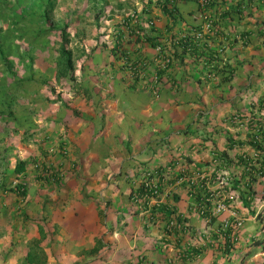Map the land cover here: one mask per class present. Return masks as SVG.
Masks as SVG:
<instances>
[{"label":"crops","instance_id":"crops-1","mask_svg":"<svg viewBox=\"0 0 264 264\" xmlns=\"http://www.w3.org/2000/svg\"><path fill=\"white\" fill-rule=\"evenodd\" d=\"M51 1L73 34L72 68L16 115L31 142L18 148L25 170L0 166V264H264V177L249 205L230 187L238 154L258 163L248 140L264 128V0ZM147 176L158 198L140 193ZM203 189L229 209L201 213ZM161 205L183 228L165 229ZM225 217L243 219L231 244Z\"/></svg>","mask_w":264,"mask_h":264},{"label":"rangeland","instance_id":"rangeland-1","mask_svg":"<svg viewBox=\"0 0 264 264\" xmlns=\"http://www.w3.org/2000/svg\"><path fill=\"white\" fill-rule=\"evenodd\" d=\"M20 2L0 0V166L4 169L2 173L8 176L16 175L13 169L18 159L19 145L31 142L28 134L17 133L16 125L19 124L15 120L18 119L16 115L21 117L26 114L24 110L28 104L25 95L35 88L39 92L42 90L40 93L53 90L50 82L60 77L59 66L62 64L65 71L70 73L74 55L70 53L71 61L67 63L62 45H65L64 49H70L73 34L67 33L65 42L61 31L63 6L49 8V1L46 4H43L45 1L41 4L36 0L31 3L26 1L22 5ZM8 67L12 70H8ZM37 67L42 70H36ZM25 79L32 81V84L23 81ZM34 80H37L36 84ZM245 227L249 232L261 235L260 221H246ZM261 248V242L249 246L250 250Z\"/></svg>","mask_w":264,"mask_h":264},{"label":"trees","instance_id":"trees-1","mask_svg":"<svg viewBox=\"0 0 264 264\" xmlns=\"http://www.w3.org/2000/svg\"><path fill=\"white\" fill-rule=\"evenodd\" d=\"M48 1L47 2L49 3V6H50L49 8L53 7L52 3H51L52 1L51 0H48ZM64 29H65V26L63 25V27L61 28V31L63 33V38H64L65 42H67V35H66L67 33L64 32ZM64 48H65V45L63 44L62 45L63 53L67 55L66 62L69 63L71 61V57H70L71 54L69 53V51L67 49H64ZM66 67H67V64H66ZM70 67L71 66H69V68ZM8 70H12V69L9 68ZM59 70L60 71H59L58 75L59 76L63 75V65L62 64L59 66ZM64 70H65V68H64ZM248 143L254 150L257 151V156L255 159L257 160L258 163L254 164L251 160L252 156H250L248 154H238L236 156L237 157L236 164L241 163L243 165V170L239 176L233 177L230 180L231 181L230 187L238 189L239 196L241 197V200L243 201V203L245 205H249L250 203H252L251 201H252L253 195L255 193V190L253 187L254 180L255 179L258 180V177H264V128H262L260 126L257 127L256 131L251 134L250 139L248 140ZM219 156H221V158H223L224 160L229 161L228 155L225 152H221L219 154ZM23 170H25V160L21 161L20 159H17L13 171L15 173H19V172H22ZM5 171H7V167H5ZM148 175L152 176V173L149 172ZM159 175H160V171H159ZM150 176H147L146 179H144L140 183L139 191L146 198H148V197L149 198L150 197L158 198L159 193L162 190V186H160L158 184V182H152L150 179ZM158 179H159V176H158ZM159 181H161V180H159ZM242 181H244V184H242ZM201 183L203 184L204 181H201ZM22 186L25 189L26 188V182ZM24 189L22 190V192L24 191ZM204 192L205 191L203 189V193ZM203 193H196L195 199L198 202L199 206L202 205L204 207L202 209V213L205 215H209L210 213L208 210V206H209V202L211 199L207 195L208 193H206V192L204 194ZM161 209H162V212L164 213V215L168 217V219L166 221L165 229L168 232H172V231L176 232L175 226H177V225L171 226V227H169V225H168L169 221L171 220L170 215L172 213V210L170 212L166 213L165 211L168 210L169 208L165 207L163 205H161ZM180 219L181 218L179 216H177L176 222L179 223ZM179 226H182V225H179ZM181 228H183V226L179 227V229H181ZM229 244H231V242ZM192 254L194 255V254H196V252L194 251V252H192Z\"/></svg>","mask_w":264,"mask_h":264},{"label":"built area","instance_id":"built-area-1","mask_svg":"<svg viewBox=\"0 0 264 264\" xmlns=\"http://www.w3.org/2000/svg\"><path fill=\"white\" fill-rule=\"evenodd\" d=\"M171 1H173V0H171ZM194 1H197L198 3H200L202 5H206L209 2V0H194ZM125 17L134 19V12H132V11L131 12H127L125 14ZM122 24H126V20L124 19V17L122 18ZM127 27L128 26H126V28ZM201 34L202 33L200 31H196L194 33V35L196 37L201 36ZM158 48H160V47L158 46ZM254 154H257V151H255ZM34 167H35V169L39 170L40 172H42L44 174L49 172V169L46 168L41 162H35L34 163ZM205 177H206L205 173H202L200 175L201 179H203ZM227 179H228L227 175L221 174L217 178V185L219 187L225 186L226 182H227ZM24 183H25L24 179H20L18 177H16L13 180V184H14L13 186L16 188L18 193H22V190L24 189L22 185ZM206 193H208V192H206ZM207 195L212 200L211 205L208 206V210H209V213H210L209 215L210 216L220 214L221 212L229 209V204H228V201L226 199V196L223 193H221L220 190H216L214 192H210ZM199 208L201 210L200 212L202 213V209L204 207L201 205V206H199ZM209 215H207V216H209ZM242 224H243L242 217H236L233 220H231L230 218H227V217L222 219L221 229L226 234L225 235L226 239H228L231 243H233V241L235 239V235H236L235 230H237L239 227H241ZM168 225H169V227H171V226L178 225V223L176 222V219L172 217L171 220L169 221Z\"/></svg>","mask_w":264,"mask_h":264}]
</instances>
